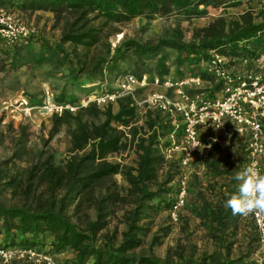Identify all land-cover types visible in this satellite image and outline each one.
<instances>
[{"label": "trees", "instance_id": "trees-1", "mask_svg": "<svg viewBox=\"0 0 264 264\" xmlns=\"http://www.w3.org/2000/svg\"><path fill=\"white\" fill-rule=\"evenodd\" d=\"M253 1L0 0L3 7L49 9L56 12L55 20H65L56 39L27 34L8 41L0 36V72L23 68L33 71L48 65L52 72L65 71L69 84L86 91L82 84L101 82L107 75L132 74L140 79L152 69L161 75L168 71L166 63L175 66L177 72L181 67L193 71L200 62L210 58L211 52L253 58L264 50V9L255 16L248 10L241 17L214 19L197 28L188 42L169 31L155 42L126 38L113 50L106 42L92 58L87 54L101 43L103 26L97 24L99 19L120 22L143 14L175 13L190 19L205 15L208 7L225 10ZM78 48L86 52L80 53ZM167 48L171 50L165 52ZM152 60H155L153 68L150 67ZM200 75L203 79H211L204 73ZM222 83L215 84L214 89L220 90ZM75 96L68 98V102H76ZM56 101L63 102V93ZM117 105L113 112L109 102L102 107L90 102L74 114L65 111L51 117L49 136L52 138L64 127L71 142V154L63 164L57 165L51 155L39 152L29 161L25 172L8 175L7 184L14 201L0 200V247L43 252L53 256L59 264H256L242 256H229L228 237L232 233L228 230L239 215H233L224 203L238 193V182L233 177L240 171L243 161L239 149L233 157L228 153L222 155L216 143L203 159L204 174L212 182L201 188L199 178L193 176L196 186L189 192L193 198L186 207L214 242L226 244L225 256L213 250L198 258L185 257L182 249L173 256L168 253L163 258L156 256L152 248L168 234L167 226L158 227L146 250L141 249L149 231L143 221L170 210L180 191L175 183L179 160H170L168 164L162 148L170 144L169 135L177 139L181 136V128L172 124L168 110L165 112L157 107L145 110L140 126L132 125L137 111L131 96L118 98ZM120 126H129L127 132ZM20 128L11 155L0 161V181L5 163L25 160L27 126ZM129 145H133L134 165L106 159ZM116 174L122 176L125 188L113 179ZM84 203L93 215L91 218L86 213L80 223L75 219ZM119 204L126 206L122 214L125 228L120 240H116L115 231L109 233L107 229L108 217ZM64 252L71 253L70 258L60 259L58 255Z\"/></svg>", "mask_w": 264, "mask_h": 264}, {"label": "rangeland", "instance_id": "rangeland-1", "mask_svg": "<svg viewBox=\"0 0 264 264\" xmlns=\"http://www.w3.org/2000/svg\"><path fill=\"white\" fill-rule=\"evenodd\" d=\"M260 9H264V3L255 0L252 3L229 7L225 10L208 7L205 15L190 19H185L176 13L163 16L143 14L120 22H105L99 19L96 20L97 24L102 23L103 26L101 43L96 49L91 48L87 54L89 58H92L103 49L102 44L106 42L110 43L113 50L126 38L139 42L146 40L155 42L169 31L176 33L182 41L188 42L191 41L193 32L197 28L205 26L214 19L221 16L241 17L248 10L255 16ZM0 13H2L0 16H10L8 21L14 29L24 26L28 34L49 39L58 38L60 28L65 21L55 20L57 15L52 10L21 8L19 5L0 6ZM66 47L69 48V45L66 44ZM170 50L167 48L165 52ZM78 51L86 52L82 48H78ZM215 55L221 59V67L227 76L225 81L221 79V76L209 71V65ZM154 62L155 60L151 61V68L154 67ZM166 65L168 66L166 73L160 75L152 69L151 73L143 74L140 79L136 78L137 81L130 84L128 88L121 86L126 74L120 77L107 75L101 82L82 84L86 86V91H79L77 87L69 84L65 71L52 72L48 65L33 71L23 68L19 71L6 69L0 72V161L6 160L11 155L16 139L19 137L21 125L27 126L25 145L28 150L24 158L26 161L15 159L4 164L0 181V200L7 203L14 201L11 198V187L7 184L8 175L12 174L11 172H25L29 161L39 152H43L44 156L51 155L57 165L63 164L71 154V142L64 127L52 138L49 136L51 117L54 114L61 115L65 111L74 114L80 107L90 102H95L99 107L109 102L112 111L116 112L117 99L128 95L131 96L137 111L134 123L133 121L131 123L140 126L143 123L145 110L155 108L150 103L149 97L154 93L163 94L169 101V105H166L167 107L162 111L168 110L170 117L173 118L172 124L180 126L181 136L177 139L169 135L170 144L163 147L162 152L168 164L170 160H179L175 183L179 191L184 182L185 196L184 203L176 210L175 219L168 210L143 221V223L146 222L145 226L149 231L144 236L145 243L141 249L146 250L152 234L158 227L167 226L168 234L162 237L160 244L152 248L156 256L163 258L167 253L173 256L180 249L185 257L198 258L202 253H211L213 250L225 256L226 244L220 245L214 242L199 220L190 214L186 204L193 198L189 193L196 186L193 176L199 178L201 188H206L212 182V179L204 174L203 159L213 143L219 146L222 155L228 153L233 157L235 150L239 149L243 161L240 171L253 166L264 174V92L257 93L251 84L241 87L239 81V78H246L251 82L246 77L248 75L264 78V67L255 61V57L223 56L214 52H211L210 58L200 62L193 71L181 67L177 72L171 63ZM201 73L211 79H203ZM220 81L223 82L222 88L216 91L214 86ZM180 82L184 83L179 85ZM61 93H63V102L60 103L56 99ZM73 94L76 95L77 101L68 102V98ZM52 105H61L64 108L61 112H51L48 109ZM185 112L192 122L196 144L186 132L188 119ZM256 124L259 125L258 128H255ZM128 127L120 126L125 132ZM134 158L133 145H129L126 149L107 156L106 159L132 166ZM165 167L167 168V164ZM113 179L121 188L126 187L120 174L114 175ZM86 206L87 203H84L83 209L78 211L76 219L74 217L76 221L83 222L86 213H89L92 218L93 211ZM125 208L126 206L117 205L113 214L108 217L107 230L109 233L115 231L116 240H120L121 231L125 228L122 217ZM255 214L258 213L239 216L235 225L228 230L232 233L228 237L231 243L229 256L231 258L242 256L256 264H264V233L258 228ZM258 216L264 220V214H258ZM35 252L38 255L32 258H20L12 254L11 256L7 254L5 257L0 254V264H47V258L59 264L53 256ZM58 256L64 260L70 258L71 253L64 252Z\"/></svg>", "mask_w": 264, "mask_h": 264}, {"label": "built area", "instance_id": "built-area-1", "mask_svg": "<svg viewBox=\"0 0 264 264\" xmlns=\"http://www.w3.org/2000/svg\"><path fill=\"white\" fill-rule=\"evenodd\" d=\"M2 14V13H0ZM10 16L6 15L0 16V35L6 39H8V41H13L14 39L17 38L18 35H27L28 32L26 30V28L24 26H18V28H13L10 23L9 20ZM246 61V59H245ZM255 61L258 62V64L261 67H264V50L260 51L257 56L255 57ZM209 71L217 76H221V79L224 80L227 78V76H225L224 71L221 67V59L218 55H215V58L213 60H211V64L209 65ZM248 79L251 80V82L249 80H246V78H239L240 80V86L241 87H247L248 84H251L253 87H255V89L257 90V93H261L264 92V78H259V77H252L251 75L246 76ZM123 83H122V87L123 88H128L130 84L135 83L137 80L135 78L134 75L132 74H126L123 78ZM225 81V80H224ZM184 82H180L179 85H182ZM149 101L150 103H152V105L156 108H160V109H165L167 106L169 105V101L165 98V96L163 94H158V93H154L152 94V96L149 97ZM64 107L63 106H59V105H52L51 108H49L48 110L55 111V112H61L62 109ZM188 122H187V126H186V132L188 134V137L192 138L194 144H196L197 142L194 141V130H193V126H192V122L188 117L187 112H185ZM259 125L256 124L255 128H258ZM184 196H185V186H184V182L182 183V186L180 187V191L178 193L177 196V200L175 201V203L173 204L172 208L170 209V214L172 216L173 219H175L176 217V210L178 209V207H180L183 203H184ZM256 217V221H257V225L259 230L264 233V220H262V218H260L258 216V214H255ZM0 254H2L3 256L6 257L7 254H9V256L15 255L16 257H36L38 254L32 250V249H23V250H4L2 248H0ZM47 264H56L54 261H51L49 258Z\"/></svg>", "mask_w": 264, "mask_h": 264}, {"label": "clouds", "instance_id": "clouds-1", "mask_svg": "<svg viewBox=\"0 0 264 264\" xmlns=\"http://www.w3.org/2000/svg\"><path fill=\"white\" fill-rule=\"evenodd\" d=\"M233 179L238 182V193L227 198L224 207L233 215L264 214V174L248 166L236 172Z\"/></svg>", "mask_w": 264, "mask_h": 264}]
</instances>
